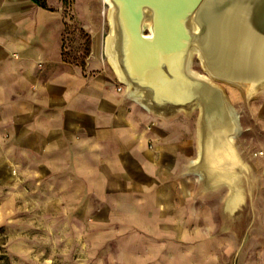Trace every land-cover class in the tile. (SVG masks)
Returning a JSON list of instances; mask_svg holds the SVG:
<instances>
[{
    "label": "crops",
    "instance_id": "crops-1",
    "mask_svg": "<svg viewBox=\"0 0 264 264\" xmlns=\"http://www.w3.org/2000/svg\"><path fill=\"white\" fill-rule=\"evenodd\" d=\"M43 1L0 0L1 244L31 260L77 244L93 264H264L261 212L240 226L245 201L230 209V187L191 167L197 118L145 107L100 30L85 65L69 61L62 0Z\"/></svg>",
    "mask_w": 264,
    "mask_h": 264
},
{
    "label": "water",
    "instance_id": "water-1",
    "mask_svg": "<svg viewBox=\"0 0 264 264\" xmlns=\"http://www.w3.org/2000/svg\"><path fill=\"white\" fill-rule=\"evenodd\" d=\"M110 2L112 52L132 93L162 114L200 108L201 163L207 151L218 156L224 142L238 152L233 139L241 127L216 81L249 94L264 88V0ZM195 52L207 74L192 69Z\"/></svg>",
    "mask_w": 264,
    "mask_h": 264
},
{
    "label": "rangeland",
    "instance_id": "rangeland-1",
    "mask_svg": "<svg viewBox=\"0 0 264 264\" xmlns=\"http://www.w3.org/2000/svg\"><path fill=\"white\" fill-rule=\"evenodd\" d=\"M62 3L63 21L67 22L64 50L68 60L85 65L92 52L93 33L96 30H100L102 36L99 53L108 60L105 51L106 39L110 33L107 4L103 0H62ZM191 67L197 73L207 74L197 53H194ZM216 82L227 90L231 104L240 114L241 131L234 142L248 169L238 180L242 188L241 201H245L241 209L244 218L239 223L245 229L252 228L253 215L257 211L262 214L263 225L264 159L257 153L264 150V88L249 94L245 87L224 81ZM183 111L192 113L200 127V108ZM1 239L3 238H0V264H93L94 252L82 247L78 249L77 244L69 248V245L64 244L58 250H46L43 245L38 258L31 260L19 258L1 244Z\"/></svg>",
    "mask_w": 264,
    "mask_h": 264
},
{
    "label": "bare ground",
    "instance_id": "bare-ground-1",
    "mask_svg": "<svg viewBox=\"0 0 264 264\" xmlns=\"http://www.w3.org/2000/svg\"><path fill=\"white\" fill-rule=\"evenodd\" d=\"M107 6H108V20L110 24V33L107 36L106 44H105V51L106 55L108 56V60L112 64V67L116 70V72L119 74L121 80L130 88V84L123 79L120 70L117 66L116 60L114 58L113 52H112V36H113V6L110 0H103ZM198 54V52H195ZM198 57L201 59V57L198 54ZM202 61V59H201ZM215 80V79H214ZM252 93V90L249 91ZM133 94L141 100L145 107L148 109L150 108V104L146 100V98L137 93L133 92ZM235 109V108H234ZM238 122L241 127L240 123V114L235 109ZM202 129L201 126L199 127V140H200V146H199V155L201 151V143H202ZM234 140V139H233ZM222 151L218 152V156L213 154L212 150L207 151V158L201 163L199 161V155L191 160V167L194 170L195 173L199 177L205 180L208 186H218L220 184H226L231 189L230 199L228 200V207L230 209H234L235 206L238 204L239 201H241V186L238 183V180L240 179V176L244 174L245 171L248 169L247 163L240 157L238 152L233 148V145L231 143L227 144L224 142L222 147H220ZM217 156V158L215 157Z\"/></svg>",
    "mask_w": 264,
    "mask_h": 264
},
{
    "label": "built area",
    "instance_id": "built-area-1",
    "mask_svg": "<svg viewBox=\"0 0 264 264\" xmlns=\"http://www.w3.org/2000/svg\"><path fill=\"white\" fill-rule=\"evenodd\" d=\"M257 154L264 159V150L263 149L259 150Z\"/></svg>",
    "mask_w": 264,
    "mask_h": 264
},
{
    "label": "trees",
    "instance_id": "trees-1",
    "mask_svg": "<svg viewBox=\"0 0 264 264\" xmlns=\"http://www.w3.org/2000/svg\"><path fill=\"white\" fill-rule=\"evenodd\" d=\"M35 1H37L41 5H45L43 0H35Z\"/></svg>",
    "mask_w": 264,
    "mask_h": 264
}]
</instances>
